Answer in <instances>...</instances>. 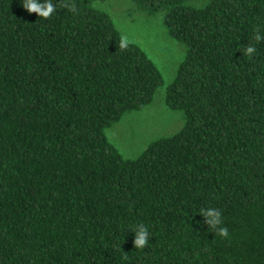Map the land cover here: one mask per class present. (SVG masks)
Segmentation results:
<instances>
[{
    "label": "trees",
    "instance_id": "1",
    "mask_svg": "<svg viewBox=\"0 0 264 264\" xmlns=\"http://www.w3.org/2000/svg\"><path fill=\"white\" fill-rule=\"evenodd\" d=\"M71 2L78 14L43 20L0 0V264H264V0H133L185 48L165 88L184 126L133 159L105 131L162 76L139 46L118 48L106 12ZM138 221L142 250L126 229Z\"/></svg>",
    "mask_w": 264,
    "mask_h": 264
},
{
    "label": "rangeland",
    "instance_id": "2",
    "mask_svg": "<svg viewBox=\"0 0 264 264\" xmlns=\"http://www.w3.org/2000/svg\"><path fill=\"white\" fill-rule=\"evenodd\" d=\"M92 7L106 12L120 33L126 31L129 43L139 46L162 76L153 101L140 111H128L106 129L109 143L123 158L133 159L152 142L178 133L184 126V114L165 103V88L174 79L183 60L184 46L170 38L161 14H148L137 8L133 0H85ZM210 0H186L202 7Z\"/></svg>",
    "mask_w": 264,
    "mask_h": 264
},
{
    "label": "clouds",
    "instance_id": "3",
    "mask_svg": "<svg viewBox=\"0 0 264 264\" xmlns=\"http://www.w3.org/2000/svg\"><path fill=\"white\" fill-rule=\"evenodd\" d=\"M19 6L28 14L35 13L37 18L43 20H47L53 16L57 12L58 6L60 9H67L73 15L79 12L78 6L72 3L71 0H19ZM254 40L255 42L264 41V34L258 28L254 31ZM117 45L121 50L126 49L129 45L128 35L123 29H120ZM241 48L243 49V55L249 60L254 58L257 53V47L254 43H247L246 46H242ZM197 214L203 218L207 229L213 230L216 236L221 239L229 238V230L224 225L222 212L219 208L204 206L198 209ZM126 229L134 234L133 245L136 250H142L149 244L150 228L145 223L138 221L133 225L126 226Z\"/></svg>",
    "mask_w": 264,
    "mask_h": 264
}]
</instances>
